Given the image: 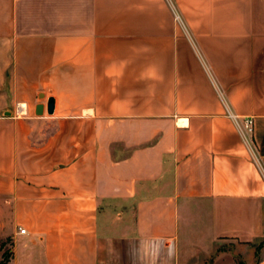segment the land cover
Instances as JSON below:
<instances>
[{
    "label": "crops",
    "instance_id": "1",
    "mask_svg": "<svg viewBox=\"0 0 264 264\" xmlns=\"http://www.w3.org/2000/svg\"><path fill=\"white\" fill-rule=\"evenodd\" d=\"M0 214L9 264H264V0H0Z\"/></svg>",
    "mask_w": 264,
    "mask_h": 264
},
{
    "label": "rangeland",
    "instance_id": "2",
    "mask_svg": "<svg viewBox=\"0 0 264 264\" xmlns=\"http://www.w3.org/2000/svg\"><path fill=\"white\" fill-rule=\"evenodd\" d=\"M12 233L10 215L0 214V264H9L12 256ZM261 242L251 245H236L230 243V254L225 258H215L211 264H248L255 252H258Z\"/></svg>",
    "mask_w": 264,
    "mask_h": 264
},
{
    "label": "water",
    "instance_id": "3",
    "mask_svg": "<svg viewBox=\"0 0 264 264\" xmlns=\"http://www.w3.org/2000/svg\"><path fill=\"white\" fill-rule=\"evenodd\" d=\"M54 108H55V102L53 98H50L48 100V114L53 115L54 114ZM37 115H42V106L38 105L36 110Z\"/></svg>",
    "mask_w": 264,
    "mask_h": 264
},
{
    "label": "built area",
    "instance_id": "4",
    "mask_svg": "<svg viewBox=\"0 0 264 264\" xmlns=\"http://www.w3.org/2000/svg\"><path fill=\"white\" fill-rule=\"evenodd\" d=\"M23 109L22 106L19 107V110ZM244 130L249 134V135H252L253 133V121L252 119H248L246 120V122L244 123ZM22 234L25 233V230H21L20 231Z\"/></svg>",
    "mask_w": 264,
    "mask_h": 264
}]
</instances>
